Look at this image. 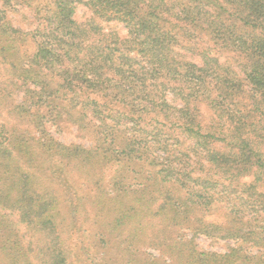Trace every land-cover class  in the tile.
<instances>
[{
  "label": "trees",
  "instance_id": "obj_1",
  "mask_svg": "<svg viewBox=\"0 0 264 264\" xmlns=\"http://www.w3.org/2000/svg\"><path fill=\"white\" fill-rule=\"evenodd\" d=\"M261 184L264 0H0V264H264Z\"/></svg>",
  "mask_w": 264,
  "mask_h": 264
},
{
  "label": "rangeland",
  "instance_id": "obj_2",
  "mask_svg": "<svg viewBox=\"0 0 264 264\" xmlns=\"http://www.w3.org/2000/svg\"><path fill=\"white\" fill-rule=\"evenodd\" d=\"M27 12V13H26ZM25 15L30 17V14H28V10L25 9L24 11L20 12H9V17L12 18L13 22L24 29H32L33 25L30 23L31 21L25 17ZM76 19L78 22L84 23L88 19L92 18L94 16V13L91 8H89L84 3H79L77 11H76ZM101 26H103L106 30L109 29H116L118 30L119 34L121 36H125L127 34L126 28L119 23L118 21H110L106 22L104 20L97 19ZM32 48V46L30 47ZM192 59L195 61H199V58L196 56H192ZM201 117L204 125L209 129H214L216 125V116L213 114L211 109L206 104H201ZM51 131L53 134L60 140L64 142H76V143H83L86 145H89L91 143V140L89 139V136L86 134H83L76 125L72 124L69 121H64L61 123H58L57 125H51L50 126ZM219 147H223L219 145ZM253 179V175H245L241 177V180L243 182L249 183ZM260 192H264V184L260 185ZM243 192V191H242ZM247 192V191H244ZM200 247L204 249L209 250H219V251H225L227 249V246L229 244H234V242L226 240V239H219V240H211L207 239L203 235L199 236L198 238ZM147 251L158 255V250L154 248H147ZM89 254H93L91 251L88 252ZM87 255V256H88ZM89 261V260H87ZM91 263V261L87 262Z\"/></svg>",
  "mask_w": 264,
  "mask_h": 264
}]
</instances>
